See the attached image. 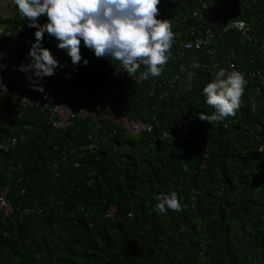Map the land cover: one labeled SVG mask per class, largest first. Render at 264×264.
Returning <instances> with one entry per match:
<instances>
[{
  "label": "trees",
  "instance_id": "1",
  "mask_svg": "<svg viewBox=\"0 0 264 264\" xmlns=\"http://www.w3.org/2000/svg\"><path fill=\"white\" fill-rule=\"evenodd\" d=\"M206 1L210 12L237 14L254 32L264 33V0ZM178 3L174 8L160 0L157 18L172 21L186 14L185 2ZM180 3L185 5L179 8ZM165 9L170 12L162 18ZM46 19L41 16L38 23ZM0 25V62L29 60L36 29L14 8L0 16ZM56 45L44 35L42 47L61 64L68 81L47 78V85L71 102L73 87L87 85L89 105L98 102L104 110L96 120L74 121L62 132L34 109L16 118L9 98L0 100V141L17 140L0 150V186H8L11 205L9 215L0 211V264H264V154L255 138L262 137L257 125L264 100L259 102L247 84L235 116L211 124L198 119V114L213 111L202 89L220 68L228 70L225 50L248 57L249 48L234 40L216 41L218 67L212 73L191 67L194 58L206 62L203 51L185 52L177 65L169 61L161 76L134 88L120 81L122 72L110 58H96L81 44L88 64L82 59L73 65ZM179 65L185 68L183 84L159 98L157 84ZM254 66L263 67L257 61ZM99 85L117 86L118 101L95 93ZM129 89L136 92L131 101ZM110 108L141 121L157 116L159 127L138 137L119 129L111 133L113 126L102 119ZM163 132L170 133V141L159 138ZM203 135L206 151L199 144ZM93 141L96 149L88 154L70 153L73 146ZM172 191L182 210L161 213L157 196ZM190 193L195 197L192 207ZM110 206L112 217H105ZM23 209L27 212L21 214Z\"/></svg>",
  "mask_w": 264,
  "mask_h": 264
},
{
  "label": "clouds",
  "instance_id": "2",
  "mask_svg": "<svg viewBox=\"0 0 264 264\" xmlns=\"http://www.w3.org/2000/svg\"><path fill=\"white\" fill-rule=\"evenodd\" d=\"M10 4L27 21L29 28L36 29V42L28 52L31 60L17 69L26 75L31 73L28 79L35 91H44L37 80L55 75V70L62 67L50 50L42 47L45 34L57 41V48L66 51L73 65L83 59L82 44L96 58L108 57L118 62L129 76L143 66L141 76L145 80L161 76L171 58L175 32L169 19L157 18L160 0H10ZM41 16L47 18L43 24L38 23ZM2 32L0 25V35ZM83 64L87 65L88 60L83 59ZM191 67L196 69L201 65L194 58ZM193 75L189 72L188 79L191 80ZM247 83L244 73L220 68L202 89L204 102L213 111L210 115L198 114V119L211 124L235 116L242 106ZM249 99L255 110L256 101ZM157 200L156 207L161 213L182 210L174 191L161 193Z\"/></svg>",
  "mask_w": 264,
  "mask_h": 264
},
{
  "label": "built area",
  "instance_id": "3",
  "mask_svg": "<svg viewBox=\"0 0 264 264\" xmlns=\"http://www.w3.org/2000/svg\"><path fill=\"white\" fill-rule=\"evenodd\" d=\"M172 7L179 5L180 0H167ZM189 7L186 14H182L171 21L172 30L175 32V42L171 48V58L169 61L177 65V58L183 56L185 52H199L203 51L206 62L198 60V63L203 68L210 69L212 73L218 67L217 49L213 45L216 41L221 40L225 42L229 40L237 43L239 46L249 48L251 52L248 57H243L242 53H235L230 49H226L224 59L229 71L235 69L245 74L248 81L247 84H252L251 93L256 96L259 102L264 100V33H256L251 26L244 20L237 17L234 13H218L217 11L210 12L208 10L206 0H181ZM234 1V0H232ZM248 1V0H245ZM255 3L256 0H249ZM178 3V4H177ZM241 4L243 2L240 1ZM185 4L180 3L179 8ZM264 11V3L262 5ZM169 9H165L162 13V18H166ZM4 36H9L8 32ZM216 40V41H215ZM29 57V56H28ZM236 57L243 58L242 63L235 62ZM31 58L25 62H0V100L9 98L11 102V109L16 118L20 117L25 110H37L45 118L46 122L51 125L54 130L65 132L69 129L74 121H84L86 119L96 120L98 114L101 113L102 107L100 103L95 102L89 105L91 100L87 95V85H75L71 90L73 101L77 104L65 99L61 94L53 93L50 86L47 85V78L52 81L67 82V77L62 71V67L57 68L56 74L51 77H44L39 79L36 83L42 86L44 91L38 92L30 87L28 76L18 71L21 64H28ZM168 61V62H169ZM262 64L263 67H255V62ZM61 65V64H60ZM119 69L122 72L120 81L129 82L134 85V88H140L145 79L142 78L140 69L136 74L129 76L117 62ZM241 66V67H240ZM184 66L179 65L177 71L169 75L164 80L162 79L157 88L160 89L158 97L161 98L166 95L168 88L173 89L176 85H181L184 82L183 73ZM95 93L102 95L110 102L118 101L119 88L112 85H99L94 88ZM152 91L148 95H152ZM131 101L136 92L132 89L127 91ZM104 122H109L113 128L111 133L116 129L122 131L128 137H138L142 134H149L159 127L160 121L157 116H152L149 121H141L130 117L126 110H116L110 108L102 113ZM257 128L261 131V136H255L259 142V150L264 154V111L262 112L261 124ZM162 141H170L172 136L168 132L159 134ZM95 141V138L93 139ZM82 143L73 146L70 153L78 155H86L91 150L96 149L95 142ZM16 138H7L0 141V150L8 149L15 146ZM70 145L69 142H67ZM208 139L205 135L200 138V147L206 151ZM204 157L206 154L204 153ZM76 165V164H75ZM7 186L0 188V211L4 215L11 212L8 200L6 199ZM189 202L191 207L194 205L195 197L193 193L189 194ZM114 207L110 206L106 212L105 217H112ZM23 209L21 214L26 213Z\"/></svg>",
  "mask_w": 264,
  "mask_h": 264
},
{
  "label": "crops",
  "instance_id": "4",
  "mask_svg": "<svg viewBox=\"0 0 264 264\" xmlns=\"http://www.w3.org/2000/svg\"><path fill=\"white\" fill-rule=\"evenodd\" d=\"M12 6L10 0H0V16H7L11 13Z\"/></svg>",
  "mask_w": 264,
  "mask_h": 264
}]
</instances>
